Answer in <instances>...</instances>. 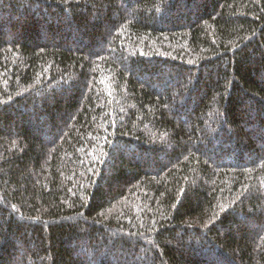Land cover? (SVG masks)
<instances>
[{"label":"trees","instance_id":"1","mask_svg":"<svg viewBox=\"0 0 264 264\" xmlns=\"http://www.w3.org/2000/svg\"><path fill=\"white\" fill-rule=\"evenodd\" d=\"M0 264H264V0H0Z\"/></svg>","mask_w":264,"mask_h":264}]
</instances>
